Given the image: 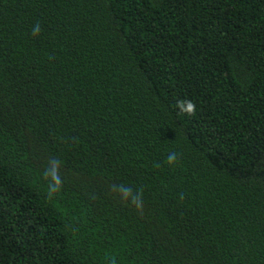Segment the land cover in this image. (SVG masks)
Here are the masks:
<instances>
[{
	"label": "trees",
	"instance_id": "trees-1",
	"mask_svg": "<svg viewBox=\"0 0 264 264\" xmlns=\"http://www.w3.org/2000/svg\"><path fill=\"white\" fill-rule=\"evenodd\" d=\"M0 264H264V0H0Z\"/></svg>",
	"mask_w": 264,
	"mask_h": 264
},
{
	"label": "clouds",
	"instance_id": "clouds-1",
	"mask_svg": "<svg viewBox=\"0 0 264 264\" xmlns=\"http://www.w3.org/2000/svg\"><path fill=\"white\" fill-rule=\"evenodd\" d=\"M40 26L37 24L32 29V35L36 36L39 34ZM180 110L191 116L195 114V104L191 101L186 102H180L178 105ZM177 162V154L175 152H170L168 155V163L170 165H173ZM59 161L56 159H53L50 161V167L46 169L45 175L47 177H50V183H49V195L51 196L54 192L59 190V186L62 184V181L60 179L59 175ZM114 191H118L124 199L129 198V194L132 193V188L130 186H125L123 184L121 185H113L112 186ZM142 197L139 195V193H136L131 198V203H133L138 210L142 211Z\"/></svg>",
	"mask_w": 264,
	"mask_h": 264
}]
</instances>
